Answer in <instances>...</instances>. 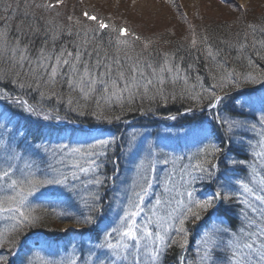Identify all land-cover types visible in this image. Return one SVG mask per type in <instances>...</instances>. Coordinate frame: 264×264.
Listing matches in <instances>:
<instances>
[{
    "label": "snow or ice",
    "instance_id": "snow-or-ice-1",
    "mask_svg": "<svg viewBox=\"0 0 264 264\" xmlns=\"http://www.w3.org/2000/svg\"><path fill=\"white\" fill-rule=\"evenodd\" d=\"M64 2L18 0L15 8L19 10L23 3L25 20L31 17L43 21V15L36 17L30 11L32 7L52 12ZM222 2L234 4L244 14L248 12L246 3L239 0ZM12 9L13 4H5V12L11 13ZM56 15L61 13L56 11ZM82 16L95 25L90 27L80 17H67L77 29L73 32L69 27L67 35L83 37L73 43V50L63 45L56 47L64 29L63 26H50L51 18L45 21L42 32L39 26L31 24L25 30L21 22L16 29L18 38L10 46L6 32L9 16L0 17L4 21V29H0V62L6 58L9 64L8 68L0 70V82L7 85L0 89V140L5 141L0 148V219L10 221L7 229L0 231V249L8 244L6 254L0 252V264H15L17 260L19 264H35L36 260H40V264H162L161 257L173 246L185 253L177 256V264H190L185 251L192 235L190 227L198 237L194 242L199 264H264V174H261L264 172V152L255 153L261 160L260 166L240 158L248 155L252 137L264 138V95H254L256 90L247 88L264 83V72L254 75L235 69L229 71L217 60L219 50H212L210 38L206 36L202 42L214 65L207 68L213 83L205 87L203 78L198 75L199 91H195L193 85L192 92L186 87L180 94H165L163 74L173 73L172 83L180 78L181 70L169 63L175 57V51L150 52L152 41L146 39L144 48L133 56L130 50L134 42L141 39L139 35L127 27L110 26L103 18L86 10ZM246 26L253 33L257 31L254 22H248ZM260 31L264 32V27ZM28 35L42 38L35 55L31 54L29 46L32 41L21 44ZM247 35L245 33V41L238 44L240 49L248 47ZM256 45L259 50L255 55L264 59V40L255 41L251 46L255 48ZM192 46L195 47V41ZM110 49L113 50L111 56ZM155 56L163 63L153 66L151 58ZM247 63L253 68L259 67L251 57ZM145 68L151 69L159 87H151L153 78H149ZM183 79L187 83V75ZM65 87L69 93H78L79 99L85 102L80 105L76 97L69 95L65 102L70 108L77 104L73 110H78L80 115H91L107 123L121 117L105 116L101 101L118 103L123 111L136 104L138 97L141 105L144 99L154 101L157 96L165 104L169 99L175 101L187 97L194 106L184 107V114L198 112L199 116L195 126L174 125L155 134L133 131L128 138L106 137L102 132L93 135L89 130L90 142L76 141L79 146L28 141V134L19 121L13 122L17 115L15 109L37 119L62 118L47 114L43 108L37 109L20 96H13L9 89H35L40 95H44L42 89H60L50 93V99H58ZM89 101L95 102V111H86ZM142 110L145 114L153 112L151 107ZM180 116L178 110L166 119L178 121ZM188 145L195 148L191 155L177 154L178 147ZM109 150L113 157L108 161L113 165L111 178L101 175ZM121 157L131 162L132 175L128 181L121 182L125 186L121 188L123 196L117 198L119 209L109 218L99 189L109 179L115 186ZM185 159H195L196 163L184 164ZM196 185L211 188V194L198 197ZM237 185L243 189L242 193H237ZM90 188L97 191H90ZM37 193L55 197L48 203L55 206L53 211L57 207L63 209L61 218L87 226V229L65 228V233L71 231L83 235L85 230H96L92 242L82 243L79 248L72 245L73 259H58L59 252L40 257L37 249L40 252L44 249L39 247V241L35 242L36 248L29 247L21 256L28 240L24 229L42 222L29 204V197ZM241 195L245 208L237 213L234 205ZM240 215L243 216L240 226H234L233 217L238 219ZM140 217L143 219L138 223ZM7 234H11V238H7ZM76 251L80 253L78 257Z\"/></svg>",
    "mask_w": 264,
    "mask_h": 264
},
{
    "label": "trees",
    "instance_id": "trees-1",
    "mask_svg": "<svg viewBox=\"0 0 264 264\" xmlns=\"http://www.w3.org/2000/svg\"><path fill=\"white\" fill-rule=\"evenodd\" d=\"M18 0H4V3H0V17L9 16L8 26L6 29L7 32V41L11 46L12 42L17 39L16 29L21 26V22H23V26L25 30L29 24L33 26H39L41 32L45 27V21L51 18L52 24L50 26L60 28L63 26L64 31L60 34L58 40L56 41V47L59 48L61 45L66 46L69 50H73V43H78L80 39L83 37H77L75 35L69 36L67 35V29L71 27V30L75 32L76 26L72 24L67 17L69 15H73L76 17H80L82 21L87 23L90 27L95 25L93 21H87L86 18L82 16L83 11H88L90 14H96L99 18H103L106 23L110 26L116 27H127L130 31L135 32L137 35L141 37L139 41H135L133 44V49L130 50L131 55L135 56L144 48V41L150 40L152 44L149 47V51L155 53L157 50L162 52H176L175 57L169 61V63L177 66L181 71L179 73V79L176 80L175 83H172V75L173 73L165 72L164 75V84L163 89L165 94L176 92L180 94L184 92L186 87L188 92H192L193 89L191 86L195 85V91H199L200 83L197 82L196 77L199 75L203 78L202 83L205 87H207L211 81L207 68L213 67V62L207 57V52L205 49V44L202 42L204 38L209 37V43L212 45V50L215 52L219 50V55L217 56V60L221 63H224L226 68L231 71L235 69L238 72H253L254 75H259L260 72H264V59L255 55V52L259 50V45H256L253 48L251 45L255 41L264 40V32L260 31V28L264 27V0L258 1L255 8H248L247 14L242 13V11L235 6H230L229 8L234 10L235 15L233 18H219L213 19L212 21H207L205 18L197 17L193 18H182L178 24L173 23L174 25L167 26L163 29H156L150 31H143L139 29L137 24L135 25L131 22V18L123 19L119 17L117 11H112L110 9H106L105 6H100L99 4L94 3H86V0H65L64 5L59 6L56 11H59L61 15L57 16L56 11L52 12H44L42 9L32 7L30 11L35 14L36 17H40L43 15L45 20H33L31 17L25 20L22 13L25 11L23 3L20 4L19 10L15 8ZM31 3V0H29ZM41 0H35V3H40ZM6 3L13 4V9L11 13L4 11V6ZM259 3V4H258ZM248 22H254L257 25V31L255 33L252 32L250 28L246 25ZM178 25V27L176 25ZM184 27V28H183ZM0 29H4V21L0 20ZM247 33V45L246 49H240L238 47L239 43L245 41L244 34ZM29 41H32V44L29 46L32 49L31 54L35 55V49L39 48L42 43L41 37H34L31 35L26 36L21 40V44H29ZM195 41V47L192 46V42ZM51 47V44L49 45ZM179 49L178 51H176ZM113 54V50H109V55ZM123 55V52L120 53ZM147 55V54H145ZM255 62L258 65V68H253L248 65V58ZM151 62L153 66H158V64H162L163 61L160 57L155 56L151 58ZM9 67L8 61L5 58L2 62H0V70L6 69ZM127 63L125 64V68H127ZM146 74L149 78H153L152 88L159 87L155 78L152 76L151 69L145 68ZM219 71V70H217ZM187 75L188 80L185 83L183 77ZM264 83H258L256 85H248L247 88L249 90L257 87L263 86ZM7 87L5 83L0 82V89ZM12 92L13 96H20L22 99L28 101L29 104L35 106L37 109L43 108L47 114L55 117L59 115L62 119L56 120H44L37 119L35 117L27 118L15 109L17 115L14 118V123L19 121V124L22 129L27 132L28 141H36L40 142H51L52 146L55 144L63 142L69 143L71 146L76 144L79 146L76 141L85 142L89 141L88 131L85 128H75L73 126L67 127L65 125H57L58 123H80L82 125H89L91 128L97 129V131L92 132L95 135L97 132H102L104 136H116V137H125L128 138L131 136L133 131L137 132H151L157 133L165 130L166 127L179 126L184 125L195 126V121L199 116V113L193 114H184L183 109L187 106H194V102H192L187 97L178 98L173 101L171 99L168 100V103L165 104L159 96H157L156 100L150 101L148 99H144L143 104L139 103V97L137 98V103L133 105L127 106L123 111L120 108L118 103H110L101 101V106L104 109V115L108 117L112 116H120L121 119L118 121H113L112 123H107L106 121L97 120L91 115L82 116L79 114L78 110H73L77 108V104H74L71 108L66 104V99L69 95L76 97L77 102L80 105H83L85 102L80 100L78 97V93L72 92L69 93L67 87L62 90V94L58 99H50V93L52 91H61L60 89H42L41 91L44 95H40L35 89L32 90H21L16 88L15 90L9 89ZM261 90H256L254 95H260ZM89 108L86 111H95L96 105L94 101H89ZM151 107L153 112H145L142 109H148ZM131 110H128V109ZM51 110V111H50ZM180 111L181 116L178 121L167 120L166 117L170 114H176L177 111ZM154 113V114H153ZM57 123V124H56ZM174 131L175 128L173 127ZM71 132V134H69ZM62 135H64L62 137ZM57 137L60 139L57 140ZM64 137H69L71 139H64ZM19 140V137H17ZM252 146L248 148V155L241 156L240 158L246 159L249 163L256 162L258 166L261 165L260 158L255 156L256 152H262L264 147V138L260 136H254L251 138ZM3 140H0V147L3 144ZM191 149L190 155L195 151V148L192 145H188ZM180 148H177V153H180ZM113 157L111 156V150H109V156L107 160H105L103 171L101 175H106L109 178L113 176V165L108 162ZM128 160L121 157L119 163V174L123 175L125 179L122 181H128L132 175L131 168L127 164ZM126 163V164H125ZM184 164H188L187 162H183ZM192 164L196 163L195 159L191 160ZM250 171V169H249ZM241 178H243V170H241ZM261 174H264L262 172ZM115 181L116 188L121 185H117L118 182ZM122 184V183H121ZM118 186V187H117ZM114 188L113 182L109 179L105 186L102 189H99L103 193L104 202L110 198V189ZM115 188V189H116ZM121 188H123L121 186ZM51 192V190H48ZM90 191H97V189L90 188ZM196 192L198 197H203L206 194H211L209 192L208 187L204 185H196ZM243 189L237 185V193H242ZM115 193V192H114ZM39 195V194H38ZM85 196L88 193H84ZM55 197L48 196H38L36 212L38 211V215L41 217V223L33 228H25L24 231L28 233V240L24 247V251L21 252V256H23L24 252L27 251L29 247L36 248V241L40 242L39 247L49 246L50 244H58L67 241L69 238L79 240L83 239L85 241H93L96 235V230L87 231L85 230L83 235L75 234L71 231L65 233L62 226L64 223L70 222L75 226L82 227L87 229V226L77 225L76 222L72 219L61 218L60 212L63 211L62 208H56L53 211L54 205H49L48 201L53 200ZM243 196L241 195L240 199L235 202V209L237 213H240L242 209L245 208V205L242 203ZM109 210V209H108ZM68 211H75V209H68ZM106 217H111L109 212L105 210ZM243 220V216L237 219L233 217L234 226H240L241 221ZM2 222V221H1ZM10 222H2L0 223V231H5ZM101 227H103V222L101 223ZM189 231L192 233L189 237V244L191 243L192 236L194 231L189 228ZM196 231H199L197 229ZM36 233V235H32ZM196 233V232H195ZM7 238H11V234H7ZM178 239V237H177ZM186 248L187 260L190 264H199V259L196 254V244L189 245ZM8 248V244L5 243L4 249H0V252H4L6 254V250ZM178 247H171L167 251L166 256L161 257L162 264H177V256L184 255ZM15 264H19L17 260Z\"/></svg>",
    "mask_w": 264,
    "mask_h": 264
},
{
    "label": "rangeland",
    "instance_id": "rangeland-1",
    "mask_svg": "<svg viewBox=\"0 0 264 264\" xmlns=\"http://www.w3.org/2000/svg\"><path fill=\"white\" fill-rule=\"evenodd\" d=\"M258 1L263 0H239L240 3H246L247 8H255ZM86 3H94L99 4L100 6H105L106 9H110L112 11H117L119 17L126 19L131 18L128 22H131L139 27V29L143 31H150L156 29H163L167 26L174 25L173 23L178 24L182 22V18H193L195 19L197 16L200 15L199 19L205 18L207 21H212L213 19L219 18H233L232 16L235 15L234 10L229 8L228 4L222 2V0H86ZM259 4V3H258ZM230 6H235L234 4H230ZM175 24V25H176ZM178 27V25H176ZM184 28V27H183ZM17 111L21 113L20 109L17 108ZM24 117L27 116V113L22 114ZM174 131V130H173ZM71 134V132H69ZM64 135H62L63 137ZM264 142V141H263ZM5 142L1 145L0 148L3 147ZM183 143V142H182ZM264 144V143H263ZM72 146H77L73 144ZM262 152H264V147ZM191 163V161H189ZM126 164V163H125ZM127 164L132 168V164L130 161ZM125 179L123 175H120L116 178L118 184L124 187V184H121L122 180ZM115 180V181H116ZM116 182V183H117ZM121 186L116 188V184L114 188L110 189V198L105 201V210L109 212L111 217H114L116 211L119 209L120 200L117 199L118 197L123 196V192L121 191ZM116 188V189H115ZM159 191V189H156ZM115 192V193H114ZM38 193L35 194L34 197H29V204L30 206L34 207L31 200L33 198H38ZM111 202V209H109V203ZM35 208V207H34ZM109 209V210H108ZM39 211V210H38ZM36 212L35 208V215H38L39 212ZM106 212V211H105ZM143 217L137 218V222L139 223ZM7 222L8 220L0 219V223ZM10 222V221H8ZM74 224L67 222L64 223L62 228H73ZM35 234V233H33ZM198 239V237L196 238ZM67 245V242H63L61 244V251L60 256L58 259H63L64 261H68L73 259V250L68 252H63V248ZM71 248V247H70ZM48 254H51L47 252ZM46 252L38 253V255L42 258H46ZM80 255L79 251L75 252V256L78 257ZM35 264H40V260H36Z\"/></svg>",
    "mask_w": 264,
    "mask_h": 264
},
{
    "label": "bare ground",
    "instance_id": "bare-ground-1",
    "mask_svg": "<svg viewBox=\"0 0 264 264\" xmlns=\"http://www.w3.org/2000/svg\"><path fill=\"white\" fill-rule=\"evenodd\" d=\"M208 189H209V192L211 193V190H212V189H211V188H209V187H208Z\"/></svg>",
    "mask_w": 264,
    "mask_h": 264
}]
</instances>
